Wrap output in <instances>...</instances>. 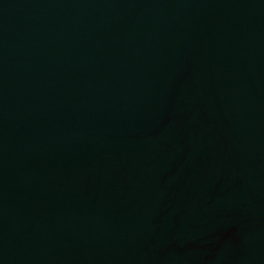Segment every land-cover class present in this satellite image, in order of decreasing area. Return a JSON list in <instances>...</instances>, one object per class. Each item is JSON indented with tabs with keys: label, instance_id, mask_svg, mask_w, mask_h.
<instances>
[{
	"label": "water",
	"instance_id": "obj_1",
	"mask_svg": "<svg viewBox=\"0 0 264 264\" xmlns=\"http://www.w3.org/2000/svg\"><path fill=\"white\" fill-rule=\"evenodd\" d=\"M0 264H264V0H0Z\"/></svg>",
	"mask_w": 264,
	"mask_h": 264
}]
</instances>
